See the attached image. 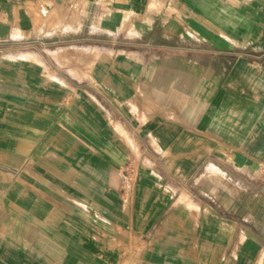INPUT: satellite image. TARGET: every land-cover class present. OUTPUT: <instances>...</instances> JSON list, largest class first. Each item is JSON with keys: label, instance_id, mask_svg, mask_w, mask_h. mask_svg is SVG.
<instances>
[{"label": "crops", "instance_id": "1", "mask_svg": "<svg viewBox=\"0 0 264 264\" xmlns=\"http://www.w3.org/2000/svg\"><path fill=\"white\" fill-rule=\"evenodd\" d=\"M0 264H264V0H0Z\"/></svg>", "mask_w": 264, "mask_h": 264}, {"label": "rangeland", "instance_id": "2", "mask_svg": "<svg viewBox=\"0 0 264 264\" xmlns=\"http://www.w3.org/2000/svg\"><path fill=\"white\" fill-rule=\"evenodd\" d=\"M103 6L105 7V9H107V6H108V5H107L106 3H104V5H103ZM108 8H109V7H108ZM109 13H111V12H110V10H109V11H106V12H104V14H109ZM124 19H125V21H126V20H127V17L125 16V18H124Z\"/></svg>", "mask_w": 264, "mask_h": 264}]
</instances>
